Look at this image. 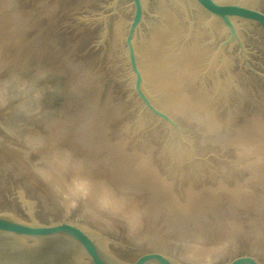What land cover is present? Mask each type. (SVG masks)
<instances>
[{"label": "rangeland", "instance_id": "1", "mask_svg": "<svg viewBox=\"0 0 264 264\" xmlns=\"http://www.w3.org/2000/svg\"><path fill=\"white\" fill-rule=\"evenodd\" d=\"M224 1L264 12V0ZM113 4L0 0V213L37 224L74 221L121 264L152 251L178 264L198 263L204 253L214 260L206 258L209 264L240 255L264 264V27L237 22L259 75L237 45L225 48L226 61L217 54L227 32L219 19L209 23L194 0L186 4L192 25L172 1L146 0L135 42L145 90L179 123L193 158L135 94L125 43L134 9L131 0H120L113 13ZM161 7L178 27L160 56L162 69L172 79L187 71L182 89L154 76L139 48L159 49ZM105 14H111L106 35ZM175 88L184 91L181 112ZM66 188L79 199L71 208L64 204L72 194ZM103 191H111L112 205L101 203ZM178 209L188 213L183 220Z\"/></svg>", "mask_w": 264, "mask_h": 264}, {"label": "water", "instance_id": "2", "mask_svg": "<svg viewBox=\"0 0 264 264\" xmlns=\"http://www.w3.org/2000/svg\"><path fill=\"white\" fill-rule=\"evenodd\" d=\"M182 9L192 25L187 2L190 0H170ZM209 15L212 23L219 19L227 36L219 44L217 54L226 61L225 48L237 45L243 60L248 62V50L242 40L238 19H245L264 27V12L251 8L241 2L224 0H194ZM120 0H114L113 13ZM134 13L129 23L125 43L129 66L134 80V92L142 102L143 108L158 117L174 131L181 144L186 146L193 158L192 144L186 139L182 128L168 113L158 108L146 93V81L138 62L136 36L145 20L146 0H131ZM112 13V14H113ZM103 15L104 35L108 33V18ZM259 75L261 72L253 69ZM0 264H121L86 229L74 221H61L52 224L28 223L9 214L0 213ZM129 264H178L172 257L158 251L146 252ZM222 264H263L251 255H240Z\"/></svg>", "mask_w": 264, "mask_h": 264}, {"label": "bare ground", "instance_id": "3", "mask_svg": "<svg viewBox=\"0 0 264 264\" xmlns=\"http://www.w3.org/2000/svg\"><path fill=\"white\" fill-rule=\"evenodd\" d=\"M161 9H163V10H161L162 11V14H163V16H164V18H162L163 19V24H161V25H163V26H160L158 29V31H157V33H159V39H160V43H159V45H160V47H159V49H156V50H158L157 51V54H156V50L155 51H153V48L152 47H150V45H149V43H142L141 45H139V48H140V50L141 51H143V53L146 55V58L148 59V61L150 62V66H151V69H152V71H153V73L155 74L154 76H157V78L158 79H162V82H163V80L164 81H166L167 83H169L168 85H171V88H172V86H174L175 85V87L177 86V88L179 87V89H182L183 88V84H184V80H185V78H186V72L187 71H185L182 67V69H183V71H179V74L177 73V75H176V77H173V79L172 78H170V77H168L167 75H169V74H165V71L162 69V67H164L165 65V63L164 62H162V61H164V60H162L164 57L161 55V54H163L164 52L163 51H165V46H167V43L174 37V36H176L177 35V32H178V27H177V25H176V23H175V20H174V16L172 15V13H170V11H168V9H166V10H164V8H162L161 7ZM168 12V13H167ZM174 14V13H173ZM175 15V14H174ZM202 18V17H201ZM180 25V24H179ZM209 27V26H208ZM157 29V28H156ZM156 33V32H155ZM177 37V36H176ZM175 38V37H174ZM173 40V39H172ZM175 40V39H174ZM180 40V39H179ZM176 43V42H175ZM177 46V45H176ZM178 48V47H177ZM163 52V53H162ZM168 54V53H167ZM159 55V56H158ZM164 56H165V54H163ZM178 55V54H177ZM160 56H162L163 58L161 59V57ZM157 57H159V59L157 58ZM190 58V57H189ZM191 59H192V57H191ZM190 59V60H191ZM168 60V59H167ZM170 63V62H169ZM168 64V63H167ZM176 66V65H175ZM180 69V68H179ZM175 71V70H174ZM151 72V71H150ZM176 78V79H175ZM167 83H163V84H166L167 85ZM165 86V85H164ZM176 89V88H175ZM177 90V91H176ZM175 91H176V94H175V96H177V98L174 100V102H175V106L177 107V109H179L180 110V112H181V107H180V105L182 104V101H181V99H182V97H183V95H184V91L182 90H178V89H176ZM173 107V106H172ZM174 109V108H173ZM176 109V110H177ZM214 116V115H213ZM216 131V130H215ZM262 140H263V138H262ZM125 159H127V158H125ZM138 160V159H137ZM125 161V160H124ZM129 161H131V160H129ZM133 161V160H132ZM149 161V160H148ZM127 162H128V160H127ZM126 162V163H127ZM134 162V161H133ZM141 163V162H140ZM130 164V163H129ZM139 164V163H138ZM137 164V165H138ZM147 164V163H146ZM151 164V163H150ZM131 165V164H130ZM148 165V164H147ZM142 166V165H141ZM127 168V167H126ZM132 168V167H131ZM134 168V167H133ZM155 168V167H154ZM129 169V168H128ZM143 169V168H142ZM157 169V168H156ZM144 170V169H143ZM138 172H140V171H138ZM144 172V171H143ZM257 172V171H256ZM81 173V172H80ZM146 173V172H145ZM77 174H79V173H77ZM153 174H154V172H153ZM147 175V174H146ZM156 175V174H155ZM82 175H80V177H81ZM86 176V175H85ZM139 176V175H138ZM144 176V175H143ZM148 177H149V174L147 175ZM254 176V175H253ZM258 176H259V173H258ZM74 177V176H73ZM140 177H141V175H140ZM153 177V176H152ZM152 177H150V178H152ZM155 177V176H154ZM263 177H264V175H263ZM262 177V175H261V178H263ZM79 177H77V178H75V179H78ZM103 178V177H102ZM159 178V177H158ZM253 178V177H252ZM81 179V178H80ZM83 179V178H82ZM87 181H88V183H90V180H88L87 178H85ZM85 179H84V181H85ZM141 179H142V177H141ZM254 179V178H253ZM264 179V178H263ZM103 180H105V179H103ZM148 180H149V178H148ZM153 180V179H152ZM261 180V179H260ZM77 181V180H76ZM83 180H82V182H84ZM140 181V180H139ZM160 180H158L157 182H159ZM165 181V180H164ZM80 182V181H79ZM95 185H96V182H94V180L92 181ZM91 182V183H92ZM100 180H98V183H99V185H100ZM103 182V181H102ZM144 182H145V180H144ZM146 182H148V181H146ZM154 182V181H153ZM157 182H156V184H157ZM85 183V182H84ZM83 183V184H84ZM87 183V182H86ZM85 183V185H87ZM92 183V184H93ZM149 183H150V181H149ZM168 183H169V181H168ZM78 184V183H77ZM153 184H155V182L153 183ZM80 185H82V183L81 184H79L78 186H80ZM85 185L83 186V187H85ZM89 185H91V184H89ZM88 185V186H89ZM87 186V187H88ZM97 186V185H96ZM101 186H102V184H101ZM103 186L105 187V191L108 189V187L107 186H105L104 184H103ZM155 186V185H154ZM162 186V185H161ZM74 187V186H73ZM76 187H77V185H76ZM76 187H74L73 189H74V191H75V193L77 192V191H79V189H77ZM81 187V186H80ZM83 187H82V189L81 190H83ZM90 187V186H89ZM93 187H95V186H93ZM164 187V186H163ZM162 187V188H163ZM170 187V186H169ZM86 188V187H85ZM84 188V189H85ZM103 188V187H102ZM102 188H100V189H102ZM156 188V187H155ZM160 188V187H159ZM60 189V188H59ZM67 189V188H66ZM72 189V188H71ZM70 189V190H71ZM73 189H72V192H70L68 189H67V192L69 191L70 192V194L72 195H70V194H66V195H70V196H68V197H64L63 199H64V204L65 205H67L68 206V208H71V205L72 204H74L75 203V200H79V199H76L75 197L76 196H74V193H73ZM76 189H77V191H76ZM88 189V188H87ZM92 189V186H91V188H90V190ZM97 189H99V188H97ZM161 189V188H160ZM89 190V189H88ZM150 190H153V189H150ZM239 190V189H238ZM60 191V190H59ZM91 191H93V189L91 190ZM95 191V190H94ZM158 191V190H157ZM173 191V190H172ZM241 191V190H240ZM85 192V190L83 191V193ZM100 192V191H99ZM104 192V191H103ZM111 192V191H110ZM110 192H104V195L106 196V198L105 197H103V198H100L101 200H106V201H102L101 203H106V207H107V203H109V204H113L115 201V199H114V196H112L111 195V193ZM175 192V191H174ZM236 192V191H235ZM62 193V192H61ZM77 193H79V192H77ZM82 193V192H81ZM86 193V192H85ZM92 193V192H91ZM94 193V192H93ZM161 193V192H160ZM154 194H156V193H154ZM166 194V193H165ZM164 194V195H165ZM167 194H169V193H167ZM244 194V193H243ZM62 195H64V194H62ZM77 196H78V194H76ZM80 195V194H79ZM83 195V194H82ZM86 195H88V194H86ZM91 195H93V194H91ZM91 195H90V197H91ZM96 195V194H95ZM95 195H93L94 197H96ZM110 195V196H109ZM240 195V194H239ZM112 196V198L114 199V200H112V198H110ZM151 196V195H150ZM245 196V195H244ZM82 196H80V198H81ZM88 197V196H87ZM159 197V196H158ZM162 197V196H161ZM163 197H165V196H163ZM168 197V196H167ZM191 197H192V195H191ZM197 197H198V195H197ZM241 197V196H240ZM74 198V199H73ZM97 198L99 199V197L97 196ZM169 198V197H168ZM196 197H194V199H195ZM238 198V197H237ZM242 198V197H241ZM82 199V198H81ZM86 199H88V198H86ZM99 199V200H100ZM161 199V198H160ZM164 199V198H163ZM162 199V200H163ZM175 199V198H174ZM192 199V198H191ZM200 199V198H199ZM89 200H91V198L89 199ZM88 200V201H89ZM158 200V199H157ZM188 200V199H187ZM239 200V199H238ZM241 200V199H240ZM87 201V200H86ZM87 201V202H88ZM113 201V202H112ZM116 201H117V199H116ZM118 201H120V200H118ZM123 201V200H122ZM122 201H120V202H122ZM170 202H172L173 201V199H172V201H171V199L169 200ZM190 201V200H189ZM84 202H85V200H84ZM83 202V203H84ZM112 202V203H111ZM124 202V201H123ZM126 202V201H125ZM159 202V201H158ZM186 202V201H185ZM188 203V202H187ZM186 203V204H187ZM118 204V206H119V203H117ZM123 204V203H122ZM155 204V203H154ZM163 204V203H162ZM162 204H160V205H162ZM195 204V203H194ZM77 205V204H76ZM115 205V204H114ZM126 205H127V203H126ZM132 205H133V203H132ZM172 205V204H171ZM192 205V204H191ZM191 205H189V208L188 209H190V206ZM105 206V205H104ZM122 206V205H121ZM124 206H125V204H124ZM130 206V205H129ZM155 206V205H154ZM167 205H165V207H166ZM174 206V205H173ZM176 206V205H175ZM197 206V205H196ZM87 207V206H86ZM110 207H112V206H108V208H110ZM114 207V206H113ZM123 207V206H122ZM122 207H121V209H122ZM132 207V206H131ZM130 207V208H131ZM188 207V204H187V206H186V208ZM261 207V206H260ZM84 208H85V205H84ZM116 208H120V206L119 207H116ZM149 208V207H148ZM170 209L169 210H171V207H169ZM193 208V207H192ZM192 208L190 209V211L192 210ZM66 209H67V207H66ZM114 209V208H113ZM124 209H125V207H124ZM123 209V210H124ZM156 209V208H155ZM165 209V208H164ZM168 209V208H167ZM167 209L165 210V211H167ZM184 209H185V207H184ZM196 209V208H195ZM263 209V208H262ZM69 210V209H68ZM66 211V212H70V211ZM81 210V209H80ZM85 210V209H84ZM110 210V209H109ZM111 210H112V208H111ZM128 210V208L126 209V211ZM130 210V209H129ZM153 210V209H152ZM157 210V209H156ZM163 210V209H162ZM176 210V209H175ZM182 210V209H181ZM187 210V209H186ZM185 210V211H186ZM260 210H261V208H260ZM115 211V210H114ZM160 211V210H159ZM178 211L180 212V210L178 209ZM184 211V212H185ZM188 211V210H187ZM186 211V212H187ZM189 211V212H190ZM119 212H120V210H119ZM125 212V211H124ZM153 212V211H152ZM168 212V211H167ZM177 212V211H176ZM183 212V213H184ZM115 213V212H114ZM165 213V212H164ZM181 213V212H180ZM177 214V215H179L178 217H180L181 219H182V217L185 215V214H188V213H185V214H183L182 215V213L181 214ZM193 213H195L194 211H193ZM86 214V213H85ZM120 214H121V212H120ZM132 214H133V212L132 213H130V211H129V214H128V216L127 217H129V218H133V216H132ZM134 214H136V213H134ZM139 214V213H138ZM162 214V213H161ZM166 214V213H165ZM173 214H175L174 212H173ZM75 215V214H74ZM79 215H81V214H79ZM89 214H87V216H88ZM91 215V214H90ZM127 215V214H126ZM187 216V215H186ZM194 216V215H193ZM263 216V215H262ZM166 217V216H165ZM188 217V216H187ZM195 217V216H194ZM85 218V217H84ZM83 218V219H84ZM88 218H90L89 216H88ZM131 218V219H132ZM173 218V217H172ZM171 218V219H172ZM176 218V217H175ZM193 218V217H192ZM87 219V218H86ZM189 219L190 218H188V221H189ZM195 219V218H194ZM129 221H130V219H128ZM133 220V219H132ZM131 220V221H132ZM167 220H168V218H167ZM170 220V219H169ZM177 220V219H176ZM183 220V219H182ZM171 221V220H170ZM178 221V220H177ZM162 222V221H161ZM181 222H183V221H181ZM191 222V221H190ZM196 222V221H195ZM131 223V222H130ZM174 223V222H173ZM187 223V222H186ZM193 223H194V221H193ZM158 224V223H157ZM168 224V223H167ZM183 224H185V223H183ZM191 223H189V225H190ZM95 225V224H94ZM103 225V224H102ZM165 225V224H164ZM176 225H177V223H176ZM185 225H187V224H185ZM103 227V226H102ZM179 227H180V224H179ZM195 227V226H194ZM176 229V228H175ZM194 231V230H193ZM177 233V232H176ZM175 233V234H176ZM175 237V236H174ZM176 243V242H175ZM183 245V244H182ZM212 245V244H211ZM184 248H185V246H183ZM190 247V246H189ZM189 247H187V248H189ZM197 247V246H196ZM202 247V246H201ZM192 248L193 247H191V249L189 250V251H193L192 250ZM195 248V247H194ZM193 248V249H194ZM198 248H199V246H198ZM197 249V248H196ZM201 250H202V248H200ZM174 250V249H173ZM181 250H183V248L181 249ZM185 250H187V249H185ZM195 250V249H194ZM204 250V249H203ZM188 251V250H187ZM183 252V251H182ZM194 252V251H193ZM199 252L200 253H202L200 250H199ZM199 252H197L196 254L198 255L199 254ZM204 252H208L207 251V249H205L204 250ZM189 253V257L191 258L192 256L190 255V252H188ZM217 252H214V255L216 254ZM186 254V256L185 257H187L188 258V256H187V253H185ZM181 255V254H180ZM200 255V254H199ZM209 255H211V254H209ZM214 255H212V257H214ZM184 256V255H183ZM201 256V255H200ZM203 256V255H202ZM206 255H205V253H204V257H205ZM195 257H196V255H195ZM197 257H199V256H197ZM196 257V258H197ZM204 257H203V260H202V258H198V263H197V261H195V259L193 260V258H192V260H193V263H194V261L196 262L195 264H199V263H203V264H209L208 263V261H207V259L209 260V259H211L210 257L209 258H205L204 259ZM184 258V257H183ZM189 259V258H188ZM213 259V258H212ZM211 259V261L213 262L214 260H212ZM186 260V259H185ZM191 259H189V262L190 263H192L191 261H190ZM202 260V261H201ZM219 260V259H218ZM201 261V262H200ZM187 263H188V261H187ZM211 263V262H210ZM212 264V263H211Z\"/></svg>", "mask_w": 264, "mask_h": 264}]
</instances>
